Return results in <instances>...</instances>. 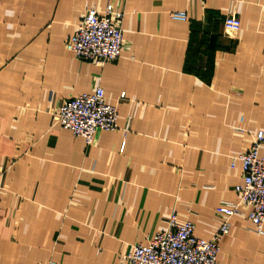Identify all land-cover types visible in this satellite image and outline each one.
Returning <instances> with one entry per match:
<instances>
[{"label": "crops", "instance_id": "1", "mask_svg": "<svg viewBox=\"0 0 264 264\" xmlns=\"http://www.w3.org/2000/svg\"><path fill=\"white\" fill-rule=\"evenodd\" d=\"M110 4L126 14L119 58L76 59L67 40ZM97 87L118 130L88 146L54 114ZM263 128L264 0H0V264H124L174 211L212 237L219 207L239 199L232 158ZM247 215L220 264H264Z\"/></svg>", "mask_w": 264, "mask_h": 264}, {"label": "built area", "instance_id": "2", "mask_svg": "<svg viewBox=\"0 0 264 264\" xmlns=\"http://www.w3.org/2000/svg\"><path fill=\"white\" fill-rule=\"evenodd\" d=\"M125 12L113 5L100 12L87 10L74 34L67 40L66 49L80 61L104 66L116 61L123 46V22ZM171 18L186 22V12H173ZM224 26L229 34L237 33L241 23L236 15H228ZM55 122L63 129L83 138L88 146L95 143L101 131L118 130V107L109 104L102 87L92 94H83L65 101L54 114ZM241 166L242 182L235 187L237 202L223 203L217 212L220 228L210 238L196 234L195 224L181 222L173 212L168 228L156 233L149 241L137 243L122 256L124 264H220V242L230 233L231 220L248 209L247 219L257 235L264 236V128L257 132L248 151L232 158V168ZM48 264H59L50 261Z\"/></svg>", "mask_w": 264, "mask_h": 264}]
</instances>
